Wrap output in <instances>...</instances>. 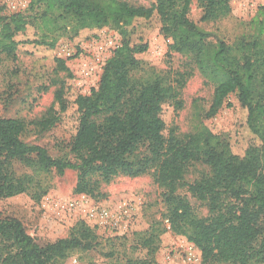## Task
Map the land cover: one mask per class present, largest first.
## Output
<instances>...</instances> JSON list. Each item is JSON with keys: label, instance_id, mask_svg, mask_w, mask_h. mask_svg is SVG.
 Instances as JSON below:
<instances>
[{"label": "trees", "instance_id": "1", "mask_svg": "<svg viewBox=\"0 0 264 264\" xmlns=\"http://www.w3.org/2000/svg\"><path fill=\"white\" fill-rule=\"evenodd\" d=\"M232 0H197L201 20L214 21L228 15ZM193 0H152L149 6L126 0H30L28 8L4 12L0 8V58L28 52H51L62 38L79 47L103 28L117 31L121 45L109 57L96 87L90 93H76L62 81L46 114L34 123L48 129L69 117L74 132V159L54 158L48 150L22 139L27 123L21 118L0 117V199L37 188V175L55 170L78 172L75 191L95 196L100 182L119 174L140 177L152 173L163 188L171 229L187 236L202 252L203 263H264V5L250 21L251 31L237 43H215L190 18ZM161 21V32L171 38V51L188 58L214 84L207 110L195 105L194 128L178 135L165 134L163 105L182 107L181 89L192 72L175 78L156 74L136 76L141 61L138 53L147 44H132L129 36L135 24L151 18ZM31 32V34H29ZM55 60L69 70L65 60ZM236 94L247 111L246 125L252 141L242 154L232 149L230 139L213 133L204 119L212 118ZM16 162L36 175L19 174ZM206 170L192 182L186 181L191 167ZM187 186L191 194L209 209L199 217L187 198L179 193ZM97 234L87 224L75 226L71 235L42 246L28 234L23 223L0 215V264H63L75 249L97 246ZM143 247L153 256L157 245L144 238ZM150 259L129 258L119 264H152Z\"/></svg>", "mask_w": 264, "mask_h": 264}, {"label": "rangeland", "instance_id": "2", "mask_svg": "<svg viewBox=\"0 0 264 264\" xmlns=\"http://www.w3.org/2000/svg\"><path fill=\"white\" fill-rule=\"evenodd\" d=\"M126 1L144 6H149L152 2V0ZM230 4L231 11L228 15L205 22L201 20L202 9L197 0H193L190 18L207 34L209 41L215 43L224 40L230 44L237 43L242 36L251 31L249 23L259 7L264 5V0H232ZM0 8H4L6 13L13 12L8 8L6 0H0ZM110 35H115L122 41L117 31L106 27L95 37L83 41L79 47L69 39L62 38L51 52L32 54L23 48L14 56L2 55L0 117L23 119L27 123V130L22 136L25 142L45 147L54 158L74 159L71 152V136L74 132L71 119L74 108H71L69 117L45 130L40 129L34 121L44 117L54 102L55 91L62 81L70 83L76 93H90L97 85L105 63L98 62L99 58L104 57V54L98 51V45ZM129 39L132 44L148 45L146 51L136 55L141 61L136 76L145 79L163 74L175 78L177 73L192 72L181 89L182 107L179 108L174 102L168 101L162 110V118L167 126L166 135L171 131L178 135L189 133L195 124V105H200L204 110L210 107L214 84L208 81L186 56L171 51L172 40L161 32L160 19L154 17L135 24ZM55 57L65 60L69 70L63 68ZM85 64H96L92 74L83 73ZM246 118L247 111L239 102L237 95L230 94L218 114L204 119V124L213 133L230 139L232 149L242 154L252 141ZM14 167L19 174L36 175L19 162H16ZM205 170L206 167L196 164L188 171L186 181L192 182L199 178ZM36 178L42 183L41 191L46 193L39 198L35 197L37 188L33 187L26 193L0 199V215L2 218L20 220L28 234L42 246L70 236L74 227L80 223L84 222L93 228L98 236L97 246L90 250L71 251L63 260V264H119L125 263L129 258L151 257H154L152 264H182L179 259L168 260L166 253L175 242L190 240L185 235L175 233L165 224L163 217L167 209L163 199V188L154 181L152 173L135 178L119 174L110 182H100L95 196L75 191L78 179V172L75 170H66L63 174L53 170L37 175ZM179 193L187 198L197 216H210L208 207L194 197L186 185L179 189ZM82 196H85L83 202L80 201ZM66 201H78L79 204L73 210L61 209L55 204ZM124 202L131 205L130 216L124 220L127 225L124 229L100 227L88 217L87 211L91 208L106 207L117 212ZM149 237L153 245L158 246L153 256L150 249L143 247L142 244L143 239Z\"/></svg>", "mask_w": 264, "mask_h": 264}, {"label": "built area", "instance_id": "3", "mask_svg": "<svg viewBox=\"0 0 264 264\" xmlns=\"http://www.w3.org/2000/svg\"><path fill=\"white\" fill-rule=\"evenodd\" d=\"M6 4L10 10L13 12L22 11L27 9L29 1H16V0H6ZM121 45L120 39L115 35H110L102 40L98 45V51L104 54L103 58H99L98 62H106V60L112 56L114 50ZM105 64V63H104ZM104 66V65H103ZM96 69V64L88 65L85 64L83 67V73L90 75ZM103 71V67H102ZM98 84V83H97ZM97 86V85H96ZM95 86V87H96ZM94 88V87H93ZM91 92V91H90ZM85 196L80 198L83 202ZM56 206L61 209L73 210L79 204L78 201H66V202H55ZM131 205L124 202L120 205L117 212L111 211L106 207H96L91 208L87 211L88 217L95 221V224L109 228L124 229L126 224L124 220L130 216ZM165 224L168 228H171L169 219H165ZM166 257L168 260L179 259L182 264H203V257L201 250L192 242L188 240H181L175 242L172 247L167 251Z\"/></svg>", "mask_w": 264, "mask_h": 264}]
</instances>
